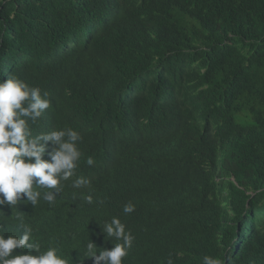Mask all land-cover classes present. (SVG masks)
Segmentation results:
<instances>
[{
	"label": "trees",
	"instance_id": "1",
	"mask_svg": "<svg viewBox=\"0 0 264 264\" xmlns=\"http://www.w3.org/2000/svg\"><path fill=\"white\" fill-rule=\"evenodd\" d=\"M10 75L48 93L33 135L80 134L72 179L90 184L0 207V231L22 215L78 264L88 236L118 242L97 235L117 216L135 237L123 264H264V0H0Z\"/></svg>",
	"mask_w": 264,
	"mask_h": 264
},
{
	"label": "clouds",
	"instance_id": "2",
	"mask_svg": "<svg viewBox=\"0 0 264 264\" xmlns=\"http://www.w3.org/2000/svg\"><path fill=\"white\" fill-rule=\"evenodd\" d=\"M51 107L48 93L41 94L38 87L30 86L16 76L0 78V207H16L21 200L31 204L33 209L40 201L50 207L55 205L65 182L73 189L87 187L90 180L79 176L72 177L78 168L82 153L78 142L82 137L72 128L53 129L33 135L31 125H35L42 113ZM45 142V143H42ZM51 142L47 147L46 142ZM47 153L50 160L43 159ZM86 163L94 164L92 157ZM87 204H93V196L86 195ZM135 211V205L126 203L122 212L127 215ZM21 229L20 235L0 231V264H69L59 254V248L48 245L42 250L39 242L33 239V228L26 223L25 217H10ZM6 223V222H3ZM0 223V228L3 227ZM99 224V223H98ZM100 233L112 242V247H98L89 238L83 246V259H74L84 264L85 258H91L93 264H123L129 255L135 237L117 216L99 224ZM106 240V239H105ZM106 240V241H107ZM77 250L79 258L80 250ZM73 257V256H72ZM167 264H174L169 258ZM203 264H221L211 256L203 258Z\"/></svg>",
	"mask_w": 264,
	"mask_h": 264
}]
</instances>
